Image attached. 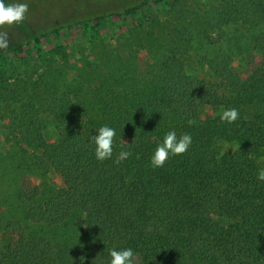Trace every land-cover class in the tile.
<instances>
[{
	"label": "trees",
	"instance_id": "1",
	"mask_svg": "<svg viewBox=\"0 0 264 264\" xmlns=\"http://www.w3.org/2000/svg\"><path fill=\"white\" fill-rule=\"evenodd\" d=\"M147 1L37 31L5 25L0 31L8 32L10 46L0 60L62 28L133 14ZM219 11L221 24L252 31L244 73L231 56H192L185 25L170 24L136 29L132 54L97 42L74 80L62 85L44 82L42 74L19 79L14 66L0 70L4 138L32 158L18 165L16 181L26 218L56 229L75 218L71 234L61 236L29 233L0 211V264H110V251L125 248L133 249L136 264H264V181L257 179L264 168V0H221ZM201 64L210 67L209 79L189 72ZM17 97L27 100L20 110L12 105ZM229 108L239 110L231 124L220 120ZM47 121L58 140H46ZM104 125L116 137L112 157L100 161L90 138ZM169 131L190 134L192 144L154 168V150ZM121 151L131 155L117 164ZM51 169L64 187L27 178Z\"/></svg>",
	"mask_w": 264,
	"mask_h": 264
},
{
	"label": "rangeland",
	"instance_id": "2",
	"mask_svg": "<svg viewBox=\"0 0 264 264\" xmlns=\"http://www.w3.org/2000/svg\"><path fill=\"white\" fill-rule=\"evenodd\" d=\"M133 0H5V3H27L29 12L21 24L8 26L12 31L31 24L37 30L51 21L55 23L68 22L75 18L103 13L116 9L119 4L131 3ZM221 0H148L146 4L130 15H112L89 24L73 25L48 34L39 42H32L21 54H11L0 60V70H9L14 66L15 75L19 79H27L32 75L36 81L44 77V82L50 81L62 85L73 81L83 66V59L91 54L97 42H104L112 52L132 54L135 48L134 35L136 29L158 24L160 29L185 25V31L192 40L190 54L213 58L221 55L233 57L234 68L241 73L246 72L242 58L246 57L252 45V31L246 26L228 21L221 24ZM123 3V4H124ZM94 8L95 10H91ZM98 8V9H96ZM207 12V14H206ZM205 16V18H202ZM208 23V24H207ZM210 25V26H209ZM102 38V39H99ZM140 57L151 59L150 53L139 50ZM149 53V54H148ZM46 63V64H45ZM42 65V67H41ZM46 65V66H45ZM37 68L38 71H35ZM189 72L203 79H209L210 67H189ZM48 72H45L47 71ZM45 72V73H44ZM26 75V76H25ZM26 77V78H25ZM11 81H16L13 76ZM41 86V82L39 83ZM13 108L20 110L25 98H18ZM6 114V113H5ZM48 119V118H46ZM49 121V120H48ZM47 121V122H48ZM7 125L0 121V211L11 220L20 221L29 233L55 232L64 235L71 234L75 218L69 219L66 225L50 227L41 223L31 222L26 216L27 202L16 195L18 191L17 177L21 165L25 168L31 165V155L24 152L17 144L9 143L2 131ZM46 140L59 139V132L54 123L48 122L44 130ZM32 183L44 181L56 188L65 186L62 176L51 169L48 174L27 177ZM77 216L80 212L75 210ZM11 238V237H10Z\"/></svg>",
	"mask_w": 264,
	"mask_h": 264
},
{
	"label": "clouds",
	"instance_id": "3",
	"mask_svg": "<svg viewBox=\"0 0 264 264\" xmlns=\"http://www.w3.org/2000/svg\"><path fill=\"white\" fill-rule=\"evenodd\" d=\"M29 5L27 3L15 2L5 3L0 0V28L5 25L11 26L21 24L27 17ZM10 46L9 34L6 31H0V50H6ZM239 119V110L236 108L222 109L220 120L229 124ZM189 125L195 124L194 120L188 121ZM98 135L92 136L90 140L95 144V156L103 161L110 159L113 155V145L116 137V130L110 126L104 125L97 129ZM126 143L125 141L122 142ZM192 144V137L188 133L181 134L179 137L175 131H169L165 134L163 141L158 144L151 158V164L154 168L163 167L170 156H179L185 154ZM129 151H121L115 163L119 164L130 157ZM257 179L264 181V168H261L257 174ZM110 264H136V254L133 249L125 248L122 250L112 249L110 251Z\"/></svg>",
	"mask_w": 264,
	"mask_h": 264
}]
</instances>
